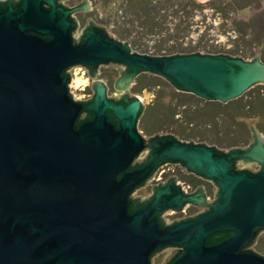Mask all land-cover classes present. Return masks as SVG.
<instances>
[{
  "label": "water",
  "instance_id": "water-1",
  "mask_svg": "<svg viewBox=\"0 0 264 264\" xmlns=\"http://www.w3.org/2000/svg\"><path fill=\"white\" fill-rule=\"evenodd\" d=\"M65 1L0 4V217L29 212L27 193L15 185H27L26 177L38 169L57 181L64 175L81 177L83 207L87 193H94L92 212L82 208L94 219V254L69 256L61 264L77 259L82 264H152L153 256L166 248L182 250L169 264H264V256L251 250L264 232L260 131L252 126L254 142L246 149L185 142L170 134L146 140L138 131L145 104L130 92L141 74H150L177 92L227 104L264 85L261 57L143 54L91 20L75 39V14L91 6L86 0L68 8ZM76 66L92 79L100 66L122 67L114 86L121 93L109 97L107 84L98 80L92 83L91 99L74 100L69 70ZM146 150L147 158L136 163ZM241 162L261 169H244ZM167 164L215 184V201L207 203L202 188L185 193L172 178L154 187L145 204L133 207L130 197ZM91 181L94 186L88 189L85 183ZM187 204L204 212L164 224L163 213L181 212Z\"/></svg>",
  "mask_w": 264,
  "mask_h": 264
},
{
  "label": "rangeland",
  "instance_id": "rangeland-1",
  "mask_svg": "<svg viewBox=\"0 0 264 264\" xmlns=\"http://www.w3.org/2000/svg\"><path fill=\"white\" fill-rule=\"evenodd\" d=\"M86 0H70L67 2L70 6L81 5ZM90 3V11L76 14L79 27L74 35L79 39L83 30L89 25V20L94 21L97 26L106 28V32L116 39L126 43L125 37L121 32L125 30L122 22V9L125 0H87ZM203 6V9L197 8L194 16L187 19V13H190L192 6L185 8V20L191 25L190 35L185 37L182 42L183 48L200 45L208 50L225 51L229 54H235L236 57H245L246 60H252L256 54L264 62V0H197ZM212 2L215 5L208 6ZM182 9V8H181ZM223 9V11L219 10ZM226 11V15L225 12ZM170 14L176 13L175 10L169 11ZM171 21V19H169ZM135 22L131 28L138 36L142 30V25ZM119 25V26H118ZM206 35L202 38V33ZM201 34V36H200ZM142 47L150 52H155L159 47L151 40H142ZM140 42V43H141ZM176 42L164 43L163 48L168 51ZM134 51V50H133ZM138 52V51H135ZM236 52V53H235ZM140 53V52H139ZM226 54V53H225ZM239 54V55H237ZM234 55V56H235ZM233 56V55H232ZM122 67H104L98 68L99 74L92 79L87 71L76 66L69 70L71 75L70 93L76 101H87L94 95L92 83L101 80L107 84L109 96L119 95L115 89V82L120 77L119 72ZM144 74L135 80L131 89L137 84L140 87L144 85ZM161 80V86L156 90H162L167 97L162 106H158L155 101L154 91L144 88L141 95H136L144 101L145 109L138 124L139 133L148 140L155 135L170 134L185 142L208 143L248 146L252 142V126H256L264 134V85L256 86L246 92L241 98L230 101L227 104L220 102H209L194 95H178L177 91L166 80ZM131 92V90H130ZM132 94V93H131ZM134 95V94H132ZM218 103V104H217ZM252 116L251 118H248ZM147 117V124L151 129L161 130L163 127L169 130L156 132L154 135H148L141 126V121ZM190 136V137H188ZM191 138V139H190ZM148 156V151H144L136 163H142ZM243 168L258 171L260 168L256 163L245 164L241 162ZM164 175H167L165 181L170 177H175L178 182L185 185L189 181L200 183L207 189V203L215 201L218 191L215 184L207 180L192 176L182 166L176 164H167L150 179L142 188L135 192L134 197L145 200L153 195L156 184ZM194 177V178H193ZM198 179L197 181L195 180ZM199 181V182H198ZM204 212V208L193 204H188L181 212L166 211L162 218L166 224H172L176 220L186 219ZM177 248H168L159 253L154 258V264H165ZM251 250L264 256V232L263 236H258L256 243Z\"/></svg>",
  "mask_w": 264,
  "mask_h": 264
},
{
  "label": "flooded vegetation",
  "instance_id": "flooded-vegetation-1",
  "mask_svg": "<svg viewBox=\"0 0 264 264\" xmlns=\"http://www.w3.org/2000/svg\"><path fill=\"white\" fill-rule=\"evenodd\" d=\"M6 1L9 0H0V4ZM16 1L18 0H14V3ZM69 1L70 0L63 2L68 8H74L79 5L70 6L67 3ZM79 13L82 12L76 14ZM86 116L87 114L84 113L82 118ZM260 133L264 138L263 132L260 131ZM253 142L254 138L251 143ZM249 145L239 148L246 149ZM245 164L247 163H244V165ZM257 165L261 169V166L259 164ZM161 168L162 167H160L156 173ZM260 169L258 171H260ZM191 175L193 176V174ZM22 177V175L21 177L17 176L14 182H19ZM166 177L167 175H164L156 186L165 185L170 179L176 176L170 177V179L165 181ZM50 179H52V181H50ZM26 181L27 185L16 183L15 187L20 192L27 193L26 201L28 202L27 206H29V212H26L25 215L22 213V215L0 217V264H61V261H65L69 256L77 257L83 253H87L89 256L94 254V219H88L89 217L82 212V208L86 209V211L90 209L92 212L94 203L91 200V195H94V193L91 190L87 193L86 200H88V203L83 207L81 204L83 200L82 178L64 175L61 176V181H57L56 177L51 173H45L36 169V171H33L26 177ZM176 183L180 185L187 194H194L199 188H202L206 197L208 196L207 193L209 190L207 192L205 186L200 183L195 187H192L187 182L183 185L178 182V180H176ZM85 186L89 189L94 186V183L93 181L87 182ZM135 192L130 197L133 207L136 208L139 204H145L149 200L141 201L134 197ZM71 207L74 209L72 210ZM2 213H4V211H2ZM92 215H94V213H92ZM162 215L160 216L161 219ZM166 249L157 252L153 256L152 264L156 258L155 256ZM181 251V249L177 248L165 264H169L174 258L180 255ZM76 264H82L80 259L76 260Z\"/></svg>",
  "mask_w": 264,
  "mask_h": 264
},
{
  "label": "trees",
  "instance_id": "trees-1",
  "mask_svg": "<svg viewBox=\"0 0 264 264\" xmlns=\"http://www.w3.org/2000/svg\"><path fill=\"white\" fill-rule=\"evenodd\" d=\"M124 8L122 11L124 14L122 15V22H120L123 30L120 34L122 37H125L127 41H129L132 50L138 51L143 54H151L155 56H165V55H173V54H191V53H208V54H221L226 53L225 51L219 50H208L206 48H202L200 45L194 47L183 48L182 42L183 39L190 35L191 25L188 23V20H185V8L188 6H192V10L190 13H187V19H190L194 16L197 8L203 9V6L200 5L197 0H125L123 3ZM185 6V8H183ZM208 6L215 5L212 2L208 3ZM182 8V9H181ZM175 10L176 13L170 14L169 11ZM223 11V9H219ZM226 15V11L224 12ZM171 19V21H169ZM142 25L139 29L142 30L141 33L137 34L128 26H132L135 22H138ZM206 35L205 32L202 33V38ZM201 36V34H200ZM142 40H151L152 42L158 44L159 47L155 49V52H150L149 49H145L142 47ZM141 42V43H140ZM176 42L179 45H175L173 48L166 51L163 48L164 43ZM236 53V52H235ZM235 55V54H229ZM239 55V54H237ZM236 56V55H235ZM242 57V56H241ZM245 58V57H244ZM247 59V58H245ZM142 75V74H141ZM144 85L145 87H140L137 84L131 89V93L134 95H141L144 91V88H147L150 91H154L155 101L158 103V106H162L164 99L167 97L163 93L162 90H156V88L161 86V78L144 74ZM140 78V77H138ZM137 78V79H138ZM136 79V80H137ZM178 95H191L186 93L178 92ZM241 98V97H240ZM213 103V102H211ZM218 104V103H217ZM248 117V116H247ZM249 116L248 118H251ZM147 117L141 121V126L143 130L148 135H154L156 132L169 130V128L163 127L160 131L157 129H151L147 124ZM190 137V136H188ZM191 139V138H190ZM234 146L240 145L239 143L232 144ZM197 181L198 179L195 178ZM192 187L197 186L198 184L194 181L188 182Z\"/></svg>",
  "mask_w": 264,
  "mask_h": 264
}]
</instances>
